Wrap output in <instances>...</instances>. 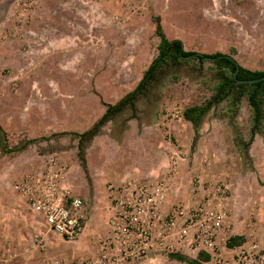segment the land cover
<instances>
[{
  "label": "rangeland",
  "instance_id": "374dc122",
  "mask_svg": "<svg viewBox=\"0 0 264 264\" xmlns=\"http://www.w3.org/2000/svg\"><path fill=\"white\" fill-rule=\"evenodd\" d=\"M158 22L169 38L183 40L186 50L230 53L244 66L264 70V0H0V130L13 149L0 150L5 249L38 258L43 250L32 247L33 238L48 233L49 255L97 259L111 230L108 186L130 179L165 181L166 211L194 207L212 186L225 182L233 222L225 235H243L264 246V133L256 136L249 158L235 142L236 132L249 137L250 105L244 101L235 125L225 116V105L211 111L198 141L183 118L187 107L211 95L215 80L208 63L206 70L189 62L160 72L150 92L137 100L138 118L127 111L110 121L90 144L85 165L77 139L50 137L73 126L84 130L103 113L104 102H114L117 91L141 80L158 54ZM51 154L68 164L70 183L72 177L83 182L86 192L80 189L79 195L88 192L83 196L87 228L75 242L49 230L14 188ZM164 159L167 164L149 174ZM116 174L121 179L112 182ZM169 256L150 254L123 264L180 263Z\"/></svg>",
  "mask_w": 264,
  "mask_h": 264
},
{
  "label": "built area",
  "instance_id": "2783aa9c",
  "mask_svg": "<svg viewBox=\"0 0 264 264\" xmlns=\"http://www.w3.org/2000/svg\"><path fill=\"white\" fill-rule=\"evenodd\" d=\"M68 168L63 157L51 154L24 174L14 188L49 230L67 242H75L87 228L86 200L67 185ZM108 190L111 230L97 259L51 256L46 252L48 233H40L33 238L32 247L42 249V256L8 251L0 256V264H123L150 254L178 251L195 257L206 252L211 256L206 264H264V246L259 240L227 245L230 237L225 230L233 222L227 206L231 188L225 182L212 186L202 203L177 205L167 211L169 190L165 181L111 183Z\"/></svg>",
  "mask_w": 264,
  "mask_h": 264
},
{
  "label": "trees",
  "instance_id": "16d2710c",
  "mask_svg": "<svg viewBox=\"0 0 264 264\" xmlns=\"http://www.w3.org/2000/svg\"><path fill=\"white\" fill-rule=\"evenodd\" d=\"M156 34L160 38L158 44V54L153 59L149 68L144 72L137 86L126 96L116 103H106L104 114L85 131H63L52 134L50 137L70 135L77 139L79 157L86 164V150L92 140L103 133L105 126L115 120L121 114L131 111V118H138L136 112L137 100L150 92V86L157 80L160 72L169 66H182L185 63L195 62L201 69L206 70L207 63L214 71L212 76L215 80L211 87V95L202 102L193 104L183 111V117L191 122L198 133L199 127L205 115L216 108L225 105V116L230 118L231 124L235 125V119L240 114L244 101H247L251 108V125L249 137L245 138L240 132L235 133V142L241 155L245 158L250 157V148L256 139V136L264 133V79L250 83L239 82L240 80H252L264 76V70L251 69L241 64L238 59L230 53L221 51L215 53H204L195 50H186L183 40L169 38L158 22ZM236 51V50H234ZM128 125H125V129ZM3 131L0 130V150L4 152L13 151L9 148ZM46 137L45 139H49ZM198 139L196 134L195 140ZM33 142L37 139L31 140ZM26 143L16 146L15 150L24 149ZM245 236L233 235L228 241L229 247L242 245L245 242ZM171 259L180 261L179 264H206L211 260V256L202 252L195 258L186 257L180 253H172Z\"/></svg>",
  "mask_w": 264,
  "mask_h": 264
},
{
  "label": "crops",
  "instance_id": "0c3cea01",
  "mask_svg": "<svg viewBox=\"0 0 264 264\" xmlns=\"http://www.w3.org/2000/svg\"><path fill=\"white\" fill-rule=\"evenodd\" d=\"M140 81V80H139ZM139 83V82H138ZM137 83V84H138ZM137 84L133 87V88H131V89H126L125 90V88H123L122 90V93H119V91H117V94L115 95V96H113V97H115L116 99H115V101L114 102H104L105 103V106H106V103H116V102H118L119 100H121L124 96H126L130 91H132L136 86H137ZM116 86H118L117 85V83L115 84ZM124 85H125V83H124ZM127 86V85H126ZM125 87V86H124ZM115 89H116V87H115ZM110 92L111 91H107V93L110 95V96H112V94H110ZM106 111V107L104 108V110H103V113L102 114H99L98 115V117L100 118L103 114H104V112ZM208 116V114L207 115H205L204 116V118H203V120H202V122H201V125H200V129H201V127H202V125H203V123L205 122V120H206V117ZM98 118V119H99ZM184 118V117H183ZM97 119V118H96ZM97 119V120H98ZM96 120V121H97ZM95 120L94 121H92V122H90V125H88L84 130H79L78 128H76V127H72L71 128V130H69V131H85V130H87L89 127H91V125H93L95 122H96ZM192 124V123H191ZM192 126H193V128H194V131H195V137H196V134H197V132H196V128L194 127V125L192 124ZM199 129V130H200ZM56 133H58V132H56ZM101 135V134H100ZM99 136V135H98ZM98 136H96V137H98ZM95 137V138H96ZM94 138V139H95ZM93 139V140H94ZM93 140H92V142H93ZM194 140H195V138H194ZM199 140V138L197 139V141ZM91 142V143H92ZM90 147V145L88 146V148ZM88 148H87V150H88ZM87 150H86V153H87ZM48 156H46L45 158H47ZM45 158H43V160L41 159V164L42 163H44V161H45ZM86 160H87V154H86ZM87 163V162H86ZM164 164H167V160L166 159H164L163 161H159V162H157L156 164H154L153 166H152V168H151V170H150V172H149V174H155L157 171H158V169H160L162 166H164ZM127 174V173H126ZM111 177H113V178H110V179H113L112 180V182L113 181H119L120 179H121V176L119 177L118 176V174H116V175H114V176H111ZM127 177H129L128 175H127ZM126 177V178H127ZM78 178V177H77ZM120 178V179H119ZM125 178V179H126ZM79 179V178H78ZM74 180H76L75 182H74ZM100 180V179H99ZM179 180V179H178ZM70 181H71V178H68L67 179V185L68 186H70V187H72V186H74V188H75V185L77 186V188H75V190L73 189V187H72V189L74 190V192L76 193V194H81V192L80 191H78V190H82L84 193L86 192V188L83 186L84 184H83V182H78V183H80V186H79V184L77 183V179L75 178V177H72V184L70 183ZM128 181H137V180H135V179H130V180H128ZM74 183H76L75 185H74ZM179 183H182V182H179ZM113 184H116V185H120L121 183H117V182H113ZM90 190V189H89ZM88 193V192H87ZM82 194L83 196H86V195H88V194ZM87 197V196H86ZM60 238L59 237H57V239L54 241V242H56V241H58ZM60 241V240H59ZM56 244H58V243H56ZM0 245H2L3 247H4V244L2 243V244H0ZM11 248L12 247H7L6 249H5V247H4V249L6 250H4L5 252H2V250L1 249H3L2 247H0V256H4L5 255V253L6 252H8V251H11Z\"/></svg>",
  "mask_w": 264,
  "mask_h": 264
},
{
  "label": "water",
  "instance_id": "95a60500",
  "mask_svg": "<svg viewBox=\"0 0 264 264\" xmlns=\"http://www.w3.org/2000/svg\"><path fill=\"white\" fill-rule=\"evenodd\" d=\"M264 79V76L261 77V78H256V79H252V80H240L239 82H250V83H254V82H257V81H260V80H263Z\"/></svg>",
  "mask_w": 264,
  "mask_h": 264
}]
</instances>
